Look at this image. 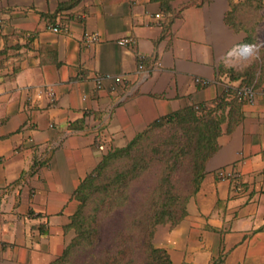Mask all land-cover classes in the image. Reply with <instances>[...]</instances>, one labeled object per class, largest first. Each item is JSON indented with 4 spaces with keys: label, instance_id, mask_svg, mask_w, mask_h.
Instances as JSON below:
<instances>
[{
    "label": "crops",
    "instance_id": "1",
    "mask_svg": "<svg viewBox=\"0 0 264 264\" xmlns=\"http://www.w3.org/2000/svg\"><path fill=\"white\" fill-rule=\"evenodd\" d=\"M263 6L0 0V264H50L62 254L74 237L75 191L106 149L188 106L231 101L243 78L229 70L249 37L238 17ZM92 33L100 39L87 46ZM100 75L124 81L97 89ZM255 81L264 86V60ZM240 113L231 132L223 126L188 215L157 228L155 245L173 264H264V97ZM219 171L238 173L242 190Z\"/></svg>",
    "mask_w": 264,
    "mask_h": 264
},
{
    "label": "trees",
    "instance_id": "2",
    "mask_svg": "<svg viewBox=\"0 0 264 264\" xmlns=\"http://www.w3.org/2000/svg\"><path fill=\"white\" fill-rule=\"evenodd\" d=\"M255 74L234 77L243 78L235 88L255 84ZM242 104L233 97L213 107L191 105L155 121L125 147L106 149L75 191L78 208L67 228L74 237L50 264H173L169 252L155 245L157 228L175 227L188 215L223 126L232 131ZM182 169L190 174L185 190L174 180ZM151 174L156 178L148 192L133 194Z\"/></svg>",
    "mask_w": 264,
    "mask_h": 264
},
{
    "label": "rangeland",
    "instance_id": "3",
    "mask_svg": "<svg viewBox=\"0 0 264 264\" xmlns=\"http://www.w3.org/2000/svg\"><path fill=\"white\" fill-rule=\"evenodd\" d=\"M238 23L243 28H246L249 33L248 43L241 45L234 53V60L240 62V65L230 69V75L232 78L238 75L257 72L263 65L264 60V6L259 8L258 11L252 9L246 10L238 17ZM253 45L255 46L251 51H246L245 54L240 50L243 46ZM248 82H246L247 84ZM255 84H258L254 81ZM187 169V168H186ZM186 169H182L179 174L176 175L175 181L181 189L189 188L190 174L186 172ZM155 174L148 175L142 182H137L132 189V193L141 198L143 193H147L150 187L154 184ZM139 199H137L138 201ZM138 205L135 204L134 208Z\"/></svg>",
    "mask_w": 264,
    "mask_h": 264
},
{
    "label": "built area",
    "instance_id": "4",
    "mask_svg": "<svg viewBox=\"0 0 264 264\" xmlns=\"http://www.w3.org/2000/svg\"><path fill=\"white\" fill-rule=\"evenodd\" d=\"M161 15H157V18H159ZM54 32H60V29L58 27H55L52 29ZM99 36L96 33L87 34L84 38V42L87 46H90L96 42L99 41ZM132 39L127 38L120 41V44L122 46H127L130 43H132ZM243 50V48L240 50V52ZM242 53V52H241ZM140 70L144 69L143 64L139 66ZM114 81L115 86L122 84L124 81V78L122 76H111V75H100L96 78V88L101 89L103 88V85L105 81ZM197 82L202 83L203 85H208L209 81L202 80L200 78L196 79ZM114 86V87H115ZM53 95V92H51ZM233 97L237 98L240 102L246 103V104H255L256 100L259 96L264 97V86H257L255 84L243 86L240 88H235L234 93L232 94ZM218 177L221 180H228L233 184V188L236 192H239L242 190V181L240 179V175L234 171H219Z\"/></svg>",
    "mask_w": 264,
    "mask_h": 264
},
{
    "label": "clouds",
    "instance_id": "5",
    "mask_svg": "<svg viewBox=\"0 0 264 264\" xmlns=\"http://www.w3.org/2000/svg\"><path fill=\"white\" fill-rule=\"evenodd\" d=\"M245 48L246 51H251L255 46L253 45H246V46H243Z\"/></svg>",
    "mask_w": 264,
    "mask_h": 264
}]
</instances>
